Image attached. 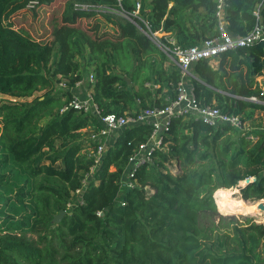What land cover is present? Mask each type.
<instances>
[{
  "label": "trees",
  "instance_id": "trees-1",
  "mask_svg": "<svg viewBox=\"0 0 264 264\" xmlns=\"http://www.w3.org/2000/svg\"><path fill=\"white\" fill-rule=\"evenodd\" d=\"M56 1L0 0V95L30 98L44 91L30 102L0 103V264H264V224L237 223L233 236L217 237L218 253L206 242L226 228L223 218L219 224L212 219L217 190L238 188L245 200L264 199V139L251 144L234 139L237 132L229 127L174 117L164 134L167 150H156L155 163L142 166L137 184L127 188L129 159L149 140L152 124L113 133L95 165L94 158L84 157L92 145L84 142L83 130L100 123L74 108L62 114L71 93L56 97V86L64 80L73 87L83 79L78 57L87 44L99 47L90 58L96 64L94 99L103 115L166 107V98L177 95L182 72L131 19L108 10L132 15L142 0H60L70 2L68 17L79 21L78 31L73 48L48 63L47 36L58 29L61 12ZM75 1L94 7L84 10ZM151 3L152 11L142 17L156 30H174L184 48L220 35L218 0ZM222 14L228 32L242 37L264 24V0H229ZM117 44L124 48L123 59ZM190 72L203 105L215 104L257 123L254 115L263 106L224 93L259 94L264 41L205 59ZM44 119L51 122L42 127ZM173 159L179 171H172ZM249 178L254 180L243 186ZM74 196H80L75 203ZM62 212V220L54 223Z\"/></svg>",
  "mask_w": 264,
  "mask_h": 264
},
{
  "label": "built area",
  "instance_id": "built-area-1",
  "mask_svg": "<svg viewBox=\"0 0 264 264\" xmlns=\"http://www.w3.org/2000/svg\"><path fill=\"white\" fill-rule=\"evenodd\" d=\"M228 1L218 0L217 17L219 18L220 35L188 48H184L178 43L173 30H156L148 18L142 17V12L150 14L143 1L136 3L132 15L125 13L123 10L108 8L110 11L131 19L151 43L168 58L169 62L181 70L182 79L176 88L177 95L175 98L167 97L166 101L169 104L164 108H147L141 110L138 114L103 115L94 99L95 75L93 73L89 75L87 80L88 85L83 93L80 91L84 85L83 79L73 87L69 86L64 80L59 82L58 87L63 92L68 91L71 93V100L61 110V113H66L71 108L78 109L85 115H93L100 123V127L96 126L91 129L92 134L89 139V144L92 145L91 148L93 149V154L90 157L95 159V165L101 162L106 146L113 133L139 124H152L153 128L149 140L140 145L129 159L124 178V185L127 188H132L137 184L135 177L142 166L153 165L155 163L153 153L156 150L165 151L164 134L170 120L174 117H191L214 129L229 127L237 132L238 138L251 144H256L264 139V121L256 118L259 114L264 115V111H257L255 113L254 117L258 121L256 124H253V120L247 119L243 114L226 112L215 104L203 105L197 99L192 85L188 83V78L197 79L190 72L193 65L205 59H214L224 53L248 47L258 41H264V24L261 23L257 24L250 33L242 37H233L228 32L227 22L222 18L223 10L227 6ZM78 6L84 10L94 7L88 4H79ZM255 14L259 17V11H256ZM256 82L260 90L258 95L240 96L228 93L224 94L236 101H247L264 107V73L256 78ZM249 179L251 181L254 180V178ZM80 193V190L76 192L78 195ZM98 215L102 216L103 214L99 212Z\"/></svg>",
  "mask_w": 264,
  "mask_h": 264
},
{
  "label": "rangeland",
  "instance_id": "rangeland-1",
  "mask_svg": "<svg viewBox=\"0 0 264 264\" xmlns=\"http://www.w3.org/2000/svg\"><path fill=\"white\" fill-rule=\"evenodd\" d=\"M56 1V0H55ZM60 0L56 1L55 4L59 7L60 11L59 12V19H57V25H58V29L56 31H51V33L47 36V42L50 45V56L48 58V63H51L55 58H59L60 56L64 55L67 52L68 48H73L72 46V37L74 36L75 32H77L78 30L76 29V25L78 24V20L77 19H70L68 17V5L69 3L67 1L65 2H59ZM144 2V4L146 5V8L148 11H152V0H142ZM75 3L77 5L81 4L80 1H75ZM54 4V5H55ZM53 5L52 10L54 11L55 6ZM51 14L52 13L51 11ZM22 15V14H21ZM16 16V15H15ZM56 16V13H55ZM35 22H37L38 20H34ZM41 23L39 20L38 24H35V27L39 28ZM41 30V29H40ZM86 50H85V55L83 57H78V61L80 64V74L82 75L84 81H85V86L88 85V77L91 73H95L94 70L96 68V64L94 61L91 60L90 58V54L91 53H98V48L93 49L92 46H90L89 44H87L86 46ZM115 51L118 54L119 58L123 59L124 58V48L122 47V45H115ZM217 65L218 63H216L215 61H213V66H215L214 68L217 69ZM118 71V69H117ZM123 74V73H121ZM188 83L191 85V81L188 78ZM64 92L58 87L56 86V90L54 95L56 97H61L62 94ZM44 94L43 92H36L34 94L33 97L30 98H13L11 96H7V95H0V103L3 101H32L33 98L35 97H39L42 96ZM256 118H260L262 121H264V115H257ZM51 122V119H44L41 121L40 125L42 127H45L46 125H48ZM93 123L86 129L83 130V140L86 143V145H89V139L91 138V134H92V128L94 126H92ZM234 139H238L237 136L233 137ZM165 150H167V148H165ZM46 153L48 156H54L56 155V152L53 151H49L46 150ZM93 154V149L90 147L88 149H86L84 151V157L85 158H90V156H92ZM60 165V162H57V166ZM173 172L179 171L180 167L176 162V159H173V166L171 167ZM251 180H245L243 181L242 185L250 182ZM238 189V188H235ZM147 190H152L150 188H147ZM235 198H237V200H230L231 204L229 205L228 209H221V207L219 206V202L217 200L216 195L214 194V198L216 200V205H217V215L212 216V219L216 222V224H219L221 222V219L223 218L225 221L223 222V224H226V228H222L221 232L219 231H214L212 233L211 236L208 237V239L206 240V242L208 244H212L214 245L213 247V251L218 253L217 247H215V243H216V239L218 236H222L224 233H229L231 236H233V227L234 225H236L237 223H242L245 224L247 223L248 220H253L255 223L258 224H264V210L260 209L259 206L257 209H252L249 208V206L243 205L241 207H236L239 204V199L242 198L240 196V192L238 190L237 193H234ZM78 199H80V196H74L73 197V203H75V201H78ZM243 199V198H242ZM245 200V199H244ZM246 201H250V200H246ZM250 202H254V201H250ZM255 202H263L264 203V199L260 200V201H255ZM220 208V209H219ZM238 208V209H237ZM229 210V211H227ZM248 211V212H247ZM225 212V213H224ZM228 213V214H227ZM54 220V219H53ZM54 222V221H53ZM55 223V222H54ZM243 251V250H241ZM149 263H156L154 260L149 261Z\"/></svg>",
  "mask_w": 264,
  "mask_h": 264
},
{
  "label": "bare ground",
  "instance_id": "bare-ground-1",
  "mask_svg": "<svg viewBox=\"0 0 264 264\" xmlns=\"http://www.w3.org/2000/svg\"><path fill=\"white\" fill-rule=\"evenodd\" d=\"M237 192H238L237 189H219L215 192V195L217 197V200L220 204L219 206L221 207V209L223 210L228 209L229 205L231 204L230 200H234V201L237 200V198L233 197L234 193H237ZM238 201H239V204L236 207H241L247 204V206H249V208H252V209H257L259 204L261 203V202H255V201L254 202L246 201L242 198H240Z\"/></svg>",
  "mask_w": 264,
  "mask_h": 264
},
{
  "label": "water",
  "instance_id": "water-1",
  "mask_svg": "<svg viewBox=\"0 0 264 264\" xmlns=\"http://www.w3.org/2000/svg\"><path fill=\"white\" fill-rule=\"evenodd\" d=\"M128 83H130V80L128 79ZM239 190V189H238ZM239 192H240V190H239ZM259 208L260 209H262V210H264V203L263 202H261L260 204H259ZM64 215H65V212H62L61 214H59V215H57L55 218H54V222L55 223H58V222H60L61 220H62V218L64 217Z\"/></svg>",
  "mask_w": 264,
  "mask_h": 264
},
{
  "label": "crops",
  "instance_id": "crops-1",
  "mask_svg": "<svg viewBox=\"0 0 264 264\" xmlns=\"http://www.w3.org/2000/svg\"><path fill=\"white\" fill-rule=\"evenodd\" d=\"M173 32L175 33V31L173 30ZM83 81H84V79H83ZM83 88H81V92L83 93L85 90H86V87L87 86H85V81H84V85L82 86ZM238 190V189H237Z\"/></svg>",
  "mask_w": 264,
  "mask_h": 264
}]
</instances>
